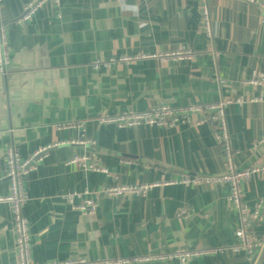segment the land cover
Returning <instances> with one entry per match:
<instances>
[{"label":"crops","instance_id":"obj_1","mask_svg":"<svg viewBox=\"0 0 264 264\" xmlns=\"http://www.w3.org/2000/svg\"><path fill=\"white\" fill-rule=\"evenodd\" d=\"M39 0H2L10 66L0 78V197L9 193L5 152L23 160L48 148L24 180L31 260L89 264L222 250L186 264H264L236 246L238 216L223 185H162L182 176L219 177L224 157L213 124L117 130L99 126L106 114L141 113L159 105L208 106L258 95L242 83L264 78V10L235 0H207L212 38L200 32L198 0H59L45 2L26 22L24 8ZM264 5V0H262ZM188 47L189 59H166ZM144 58L94 72V62ZM234 167L260 166L264 102L225 110ZM73 127V128H72ZM88 140L93 146L75 143ZM93 154L106 174L67 163ZM149 186L143 196L105 198L111 187ZM248 206L264 203V174L241 187ZM86 192L94 215L72 211L61 198ZM185 211V215H180ZM264 238V224L257 232ZM0 264H16L10 208L0 205ZM145 264H178L174 259Z\"/></svg>","mask_w":264,"mask_h":264},{"label":"built area","instance_id":"obj_2","mask_svg":"<svg viewBox=\"0 0 264 264\" xmlns=\"http://www.w3.org/2000/svg\"><path fill=\"white\" fill-rule=\"evenodd\" d=\"M47 1L52 2L54 7L59 8V0H39L28 4L19 22L28 21L38 9ZM244 4L255 5L264 10L262 0H235ZM2 0H0L1 5ZM200 5L201 25L200 32L208 41L212 38L211 17L207 7V0H198ZM8 29L0 19V78H6L10 66V54L7 39ZM192 52L188 47L183 48L175 54H167L166 59H189ZM144 58H119L112 59L107 63L94 62L91 68L94 72L109 69L116 64H130ZM244 88L249 90H259L258 95L249 98H237L233 101H222L208 106H189V107H171L168 105H159L150 110L141 113H123L106 114L96 120L99 126H114L117 130L138 129L141 127H173L178 124H189L193 118H198L194 123L196 126L210 123L213 124L212 139L216 146L221 150L224 157L225 173L219 177H186L162 183V185H181L193 187L199 184L208 186L223 185L227 188L226 200L231 209L238 216V228L234 233L236 246L231 248L235 253H243L253 261L257 260L260 253L264 250V238L258 236L257 232L264 224V203L261 200L255 202L251 207L243 201L242 185L248 182L257 174H264V138L255 140L251 147L254 150L262 149L263 160L260 166H252L243 170L235 169L234 158L237 155L230 146V136L225 120V110L231 105L256 104L264 102V78L258 77L242 83ZM73 128V127H72ZM82 146H93L88 140H80L70 143ZM48 148L36 152L27 160H23L16 148L13 146L5 152L4 162L6 167V179L8 182L9 193L5 197H0V205H7L10 208L11 224L13 228L14 251L16 254V264H33L31 260L30 240L28 222L23 214L27 197L24 192V180L34 170V163L39 161L40 157L46 156ZM71 166H78L82 169L94 172L96 174H106V171L97 165L93 154L72 158L68 163ZM149 186L139 187H111L102 192L105 198H121L125 196H143ZM61 201L72 211L83 215H94L97 211L96 201L90 194L83 192H71L64 195ZM180 215H185L182 211ZM222 250L185 252L176 251L169 256H153L147 258H138L128 261L106 262L105 264H145L149 262H164L168 259H174L178 264H186L187 260L204 257L213 254H220ZM45 264H89L85 260H65L59 262H48Z\"/></svg>","mask_w":264,"mask_h":264}]
</instances>
